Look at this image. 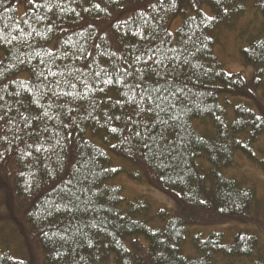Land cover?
Segmentation results:
<instances>
[{
	"label": "trees",
	"instance_id": "obj_1",
	"mask_svg": "<svg viewBox=\"0 0 264 264\" xmlns=\"http://www.w3.org/2000/svg\"><path fill=\"white\" fill-rule=\"evenodd\" d=\"M249 1L0 0V264H264L258 186L227 172L240 152L264 174ZM251 8L247 76L214 48ZM120 174L174 209L125 196Z\"/></svg>",
	"mask_w": 264,
	"mask_h": 264
},
{
	"label": "rangeland",
	"instance_id": "obj_2",
	"mask_svg": "<svg viewBox=\"0 0 264 264\" xmlns=\"http://www.w3.org/2000/svg\"><path fill=\"white\" fill-rule=\"evenodd\" d=\"M251 2V0L249 1ZM204 10L212 15V12L208 6H204ZM183 16H177L171 22V30L175 31L183 21ZM262 19L257 14L254 9H250L248 14H246L237 28L235 30H228L223 28L219 31V43L216 44L214 51L215 54L221 60L224 68L231 72H243L247 76L250 75L251 67L245 65L241 49L248 44V38L252 33L258 32V29L261 27ZM112 159L115 164H122L124 161L112 154ZM122 161V162H121ZM237 165L232 169L227 170L228 173L237 174L240 177L245 176L250 184L258 186L259 196L261 203H263L262 208L264 209V174L259 172L254 164L250 163L245 156L237 152L236 153ZM111 183L121 184L123 186V193L127 197H133L137 195H145L153 205V210H158L159 208H165L169 210L174 209V199L172 196L168 195L161 189L146 184V182H136L133 181L128 175L120 174L115 178L111 179ZM162 220L156 218L153 222L154 225H160ZM238 228L241 226L232 224L227 227H224L228 230H233V228ZM214 227H192L193 232L204 231V234L207 235ZM235 228V229H236ZM188 248V247H187ZM239 264V262L237 263Z\"/></svg>",
	"mask_w": 264,
	"mask_h": 264
},
{
	"label": "snow or ice",
	"instance_id": "obj_3",
	"mask_svg": "<svg viewBox=\"0 0 264 264\" xmlns=\"http://www.w3.org/2000/svg\"><path fill=\"white\" fill-rule=\"evenodd\" d=\"M112 131H114V132H115V131H117V129H112Z\"/></svg>",
	"mask_w": 264,
	"mask_h": 264
}]
</instances>
